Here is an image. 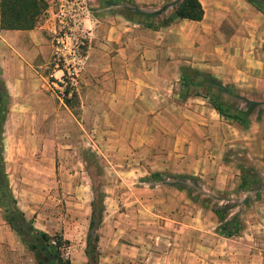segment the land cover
<instances>
[{
    "label": "rangeland",
    "instance_id": "1",
    "mask_svg": "<svg viewBox=\"0 0 264 264\" xmlns=\"http://www.w3.org/2000/svg\"><path fill=\"white\" fill-rule=\"evenodd\" d=\"M44 1L32 28L0 32V264H48L32 228L69 264H89L88 233L96 264H241V219L264 206V42L229 59L205 25L120 13L157 25L180 0ZM183 71L199 82L183 87ZM213 207L240 229L220 234Z\"/></svg>",
    "mask_w": 264,
    "mask_h": 264
},
{
    "label": "trees",
    "instance_id": "2",
    "mask_svg": "<svg viewBox=\"0 0 264 264\" xmlns=\"http://www.w3.org/2000/svg\"><path fill=\"white\" fill-rule=\"evenodd\" d=\"M251 5H253L259 12L264 15V5H262L257 0H247ZM132 5H135L133 0H130ZM46 3L44 0H0V29L4 30H25L33 27L39 15L45 10ZM126 19L135 18L139 24L144 27L157 29L162 26L168 25L173 19H185L190 21H198L203 15V9L199 0H180L172 12L157 25H153V22L149 19L150 16L157 14L156 11H145L137 9L136 11H127L125 13L120 12ZM65 72V71H64ZM73 73L70 75H65L66 78H70ZM217 84H221L215 78H212ZM69 80V79H68ZM181 84L183 87H188L189 85L196 84V79L188 75L185 71L181 73ZM68 90L63 88L61 97L65 105L72 107V99L76 96L74 92L70 97H67ZM5 91H0V124H1V113L3 112V100L5 99ZM206 96V95H205ZM208 102L211 107L221 116H224L232 121H235L241 125H244L247 120L248 111H234L229 112L225 106L222 105L221 101L217 99V95H208ZM1 128V126H0ZM241 176L239 178L238 187L242 190L249 189L247 186L248 183H252L254 178L247 176L244 173V169L241 167ZM254 183V182H253ZM8 195L9 197V188L7 185V179L3 167L2 152L0 146V199L5 198ZM215 217L217 218L219 224L217 230L223 236L229 237L235 234L239 225L233 220L225 219L226 209L213 207L211 209ZM18 219L21 222H27L30 226L31 222L25 219L21 211H17ZM5 221L12 227L11 221L4 215ZM94 225V218L91 216L89 221V230H92ZM13 228V227H12ZM33 229V238L38 241L35 243V246L38 248L36 254H40L42 259L38 258L36 255V260L39 263H48V264H69L68 258H62L58 250H53V246L50 243V237L47 233ZM15 232L20 237L21 241L25 244V240L22 236L20 229L14 228ZM96 241L97 234H94L92 239H89V233L87 236L85 253L90 261L89 264H96L97 259V250H96ZM30 250H33V245H27ZM47 254H51L52 259L50 261L47 259ZM48 261V262H47Z\"/></svg>",
    "mask_w": 264,
    "mask_h": 264
},
{
    "label": "crops",
    "instance_id": "3",
    "mask_svg": "<svg viewBox=\"0 0 264 264\" xmlns=\"http://www.w3.org/2000/svg\"><path fill=\"white\" fill-rule=\"evenodd\" d=\"M159 1L142 0L144 3ZM199 2L203 15L195 22L206 26L215 46L222 47L224 55L229 59L235 54L245 58L250 51L263 44L264 15L247 0H199ZM3 31L8 30L0 29V32ZM219 31L222 32L220 36ZM254 202L256 204L260 201ZM260 206L257 207L259 214L254 212L241 219V264H264V206ZM229 220L237 219L231 217ZM189 253L194 255L192 246Z\"/></svg>",
    "mask_w": 264,
    "mask_h": 264
},
{
    "label": "water",
    "instance_id": "4",
    "mask_svg": "<svg viewBox=\"0 0 264 264\" xmlns=\"http://www.w3.org/2000/svg\"><path fill=\"white\" fill-rule=\"evenodd\" d=\"M47 259L50 260L52 258L51 254H47Z\"/></svg>",
    "mask_w": 264,
    "mask_h": 264
}]
</instances>
